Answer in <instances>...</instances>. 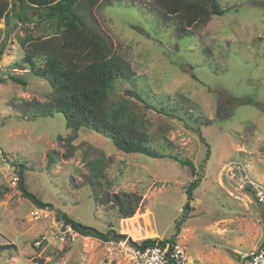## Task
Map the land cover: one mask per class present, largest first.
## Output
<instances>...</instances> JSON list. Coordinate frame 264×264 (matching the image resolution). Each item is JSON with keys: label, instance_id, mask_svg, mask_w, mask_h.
I'll return each mask as SVG.
<instances>
[{"label": "rangeland", "instance_id": "374dc122", "mask_svg": "<svg viewBox=\"0 0 264 264\" xmlns=\"http://www.w3.org/2000/svg\"><path fill=\"white\" fill-rule=\"evenodd\" d=\"M218 2L229 8L224 15L185 31L149 0H101L93 10L129 74L116 81L110 100L124 97L135 105L145 118L137 130L148 147L204 164L187 212L185 187L193 178L188 167L120 150L105 129L68 126L61 112L39 114L51 86L18 68L25 67L18 36L31 30L45 35L49 28L20 22L9 27L0 14V264L127 263L116 240L80 235L58 220V210L132 240L175 236L199 264H242L235 254L264 236V201L240 183L238 171L228 173L238 160L264 189V0ZM6 5L10 0H0ZM37 61L44 63L41 56ZM21 162L27 188L52 204L39 220L19 180L12 184ZM125 194L130 201L120 204L137 208L130 217L115 200ZM54 223L59 238L36 249L33 241Z\"/></svg>", "mask_w": 264, "mask_h": 264}, {"label": "trees", "instance_id": "16d2710c", "mask_svg": "<svg viewBox=\"0 0 264 264\" xmlns=\"http://www.w3.org/2000/svg\"><path fill=\"white\" fill-rule=\"evenodd\" d=\"M100 1L10 0V6H0V14L4 17L6 26L10 27L13 22L31 23L34 27L45 23L49 28L45 35H35L31 30L24 36H18V42L24 51L25 65V67L18 65V68L46 79L51 86V90L46 93V100L41 102L40 115H53L55 112H61L65 115L68 126L82 125L97 130L105 129L120 150L127 153L138 152L154 158L169 157L188 167L193 178L185 187L188 199L184 204V210L186 209L187 212L191 209L190 203L194 200L195 189L202 180L198 171L199 166L204 167V164L197 166L189 158L179 157L176 153L159 152L148 147L146 140L142 138L143 134L137 130L140 124L145 123V118L137 115L134 110L135 105L124 97L116 102L110 100L109 96L116 81L129 74L125 71L111 38L93 14V10L100 4ZM149 1L165 17L170 16L177 19L184 31L187 28L196 30L198 25L208 23L213 17L222 16L229 10L220 5L218 0ZM3 51L2 47L0 54ZM40 56L44 60L43 65L37 61ZM9 78L27 84V81L17 74H9ZM137 97L144 101L140 96ZM239 102H250V100L241 98ZM145 104L152 107L151 104ZM156 109L161 113L165 111L164 108ZM173 109L177 111L176 107ZM204 123L201 122V124ZM17 165L18 188L21 195L37 207L52 206L27 188L25 176L27 168L22 162ZM121 197H115L119 204V199L130 201L126 194ZM129 207L120 204L119 212L124 217H130L137 208L132 211ZM57 218L65 226L71 227L83 236L98 238L102 241H117L128 237L127 234L116 232L113 229L106 232L100 231L75 220L62 210L57 211ZM178 230L179 223L176 233ZM128 240L135 245H146L157 242H174L175 236L163 240L145 238L140 242L130 237ZM35 241H33L34 247H36ZM47 242L43 241L36 249L41 250ZM3 247L0 245V251Z\"/></svg>", "mask_w": 264, "mask_h": 264}, {"label": "built area", "instance_id": "2783aa9c", "mask_svg": "<svg viewBox=\"0 0 264 264\" xmlns=\"http://www.w3.org/2000/svg\"><path fill=\"white\" fill-rule=\"evenodd\" d=\"M5 161L4 158H0V163ZM1 165V164H0ZM9 165V164H8ZM239 173L240 183L248 184L253 190L260 201H264V189L262 184H258L254 179H251L247 174L246 164L233 160L230 162L229 174L234 177L236 173ZM19 176H14L12 178V184H17ZM45 209L40 207H35L31 211V215L34 219L39 220L44 216ZM59 232L61 230L58 228V224L54 223L50 228L42 235H40L36 241L35 246L39 247L43 241H50V238H59ZM126 239H121L114 241L117 244V249L120 248L124 252V257L127 261L126 264H199L195 259H193L186 249L180 244L175 242H163L156 244H146V245H135ZM61 240L64 236L60 237ZM140 242V240L135 239ZM163 240V239H162ZM239 257L242 264H264V236L257 248L240 251Z\"/></svg>", "mask_w": 264, "mask_h": 264}, {"label": "crops", "instance_id": "0c3cea01", "mask_svg": "<svg viewBox=\"0 0 264 264\" xmlns=\"http://www.w3.org/2000/svg\"><path fill=\"white\" fill-rule=\"evenodd\" d=\"M262 238H263L262 236H259L258 239H256L255 241H253V244H252L251 249L257 248V247L259 246V244H260ZM244 240H247V238H244ZM251 249H249V250H251ZM246 251H248V250H246ZM235 256H236L238 259H240V257H239L238 254H235Z\"/></svg>", "mask_w": 264, "mask_h": 264}, {"label": "water", "instance_id": "95a60500", "mask_svg": "<svg viewBox=\"0 0 264 264\" xmlns=\"http://www.w3.org/2000/svg\"><path fill=\"white\" fill-rule=\"evenodd\" d=\"M223 108H224V103H222L221 106L218 108V111H217V116L218 117H221V114L223 112Z\"/></svg>", "mask_w": 264, "mask_h": 264}]
</instances>
